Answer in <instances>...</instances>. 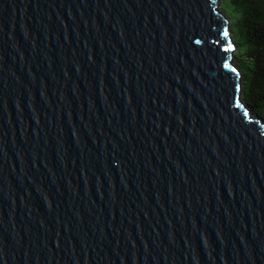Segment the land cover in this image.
I'll return each instance as SVG.
<instances>
[{
	"label": "water",
	"instance_id": "95a60500",
	"mask_svg": "<svg viewBox=\"0 0 264 264\" xmlns=\"http://www.w3.org/2000/svg\"><path fill=\"white\" fill-rule=\"evenodd\" d=\"M218 4L0 0V264H264V119Z\"/></svg>",
	"mask_w": 264,
	"mask_h": 264
},
{
	"label": "trees",
	"instance_id": "16d2710c",
	"mask_svg": "<svg viewBox=\"0 0 264 264\" xmlns=\"http://www.w3.org/2000/svg\"><path fill=\"white\" fill-rule=\"evenodd\" d=\"M230 4L239 14L237 29L230 27L236 49L234 64L244 79L242 97L264 119V0H230Z\"/></svg>",
	"mask_w": 264,
	"mask_h": 264
},
{
	"label": "rangeland",
	"instance_id": "374dc122",
	"mask_svg": "<svg viewBox=\"0 0 264 264\" xmlns=\"http://www.w3.org/2000/svg\"><path fill=\"white\" fill-rule=\"evenodd\" d=\"M220 2L219 7L222 6L224 13L226 14L227 18L229 19L230 26L234 27L237 29L238 23H237V18L239 17L238 12L232 7L230 4V0H218ZM231 35H233L231 33ZM233 38V37H232ZM236 52V49L234 51V54ZM233 62L236 63L235 58H233ZM247 83V81H245Z\"/></svg>",
	"mask_w": 264,
	"mask_h": 264
},
{
	"label": "snow or ice",
	"instance_id": "6c2138e0",
	"mask_svg": "<svg viewBox=\"0 0 264 264\" xmlns=\"http://www.w3.org/2000/svg\"><path fill=\"white\" fill-rule=\"evenodd\" d=\"M225 35H227V32H225ZM229 47L231 48V47H232V45H229Z\"/></svg>",
	"mask_w": 264,
	"mask_h": 264
}]
</instances>
